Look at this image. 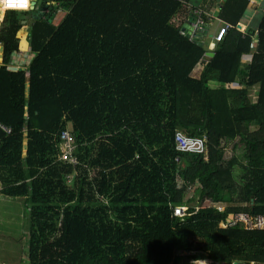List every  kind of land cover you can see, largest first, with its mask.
Here are the masks:
<instances>
[{
  "label": "trees",
  "instance_id": "obj_1",
  "mask_svg": "<svg viewBox=\"0 0 264 264\" xmlns=\"http://www.w3.org/2000/svg\"><path fill=\"white\" fill-rule=\"evenodd\" d=\"M56 1L68 9L34 21L19 70L22 13L0 20V195L30 204L27 263L264 264V228L220 225L264 217V11L241 30L250 0H222L228 30L192 77L206 48L181 28L207 0ZM62 130L77 165L59 159ZM176 130L204 133L206 153L175 151Z\"/></svg>",
  "mask_w": 264,
  "mask_h": 264
},
{
  "label": "rangeland",
  "instance_id": "obj_2",
  "mask_svg": "<svg viewBox=\"0 0 264 264\" xmlns=\"http://www.w3.org/2000/svg\"><path fill=\"white\" fill-rule=\"evenodd\" d=\"M22 11H14V13L18 14ZM2 13V12H1ZM5 13H2V18ZM22 14L26 15L28 18L31 14L29 11L22 12ZM63 15V14H62ZM1 16V14H0ZM62 19L61 14L57 15L56 21H54V25L56 26L60 20ZM212 21V29L216 26V22ZM241 30L244 28L239 27ZM214 34V31L212 32ZM213 36V35H212ZM211 36V37H212ZM211 37L206 38L205 48L207 49L208 43L211 41ZM1 52V51H0ZM32 56L26 62L31 59ZM200 68V67H199ZM199 69L195 68L192 71V75L197 76ZM213 86L212 83H210ZM219 85V83H218ZM253 92L250 91V97L252 98ZM97 142V140H95ZM99 143V142H98ZM98 145V144H96ZM224 145V154L225 157L230 156L233 153L241 154L242 148L237 144V140L227 141ZM115 170V168H112ZM96 171H90L88 180L93 179ZM178 181V178H177ZM69 181H67L68 184ZM179 183V182H178ZM192 192H189L187 196H191ZM191 205H196V201H198V196L192 197ZM209 200L198 201L197 208L199 207H207L209 206ZM30 204L25 200V198H8L0 196V264H28L27 263V250H28V241H29V228H30V220L28 214V208ZM199 206V207H198ZM227 223L230 225L231 215L228 216ZM243 223L242 221H239ZM238 223V222H237ZM249 224L250 221L247 220ZM225 226V224L223 225ZM193 264H214L208 260L204 261H194Z\"/></svg>",
  "mask_w": 264,
  "mask_h": 264
},
{
  "label": "built area",
  "instance_id": "obj_3",
  "mask_svg": "<svg viewBox=\"0 0 264 264\" xmlns=\"http://www.w3.org/2000/svg\"><path fill=\"white\" fill-rule=\"evenodd\" d=\"M3 0H0V5H2ZM59 2H53V5L58 6ZM25 7L23 9H14V8H4L2 6H0V11L2 13H5L7 11H28L30 9V0H25ZM196 14H198V16H200V12L195 11ZM199 20V18H198ZM199 22H202L199 20ZM228 30V25L227 24H222L219 29L215 32V34L212 36L213 38V43L211 44V47H214V43L220 42L222 41L224 35L226 34ZM253 44H250V47L252 48ZM23 56L20 53H16V57L15 55H11V58L9 60V63L7 64V67L10 70H19L20 67L22 66H26L28 62H26V60H28L30 58L29 55ZM0 61H1V56H0ZM23 67V68H24ZM222 85V84H221ZM223 87H229V88H239L240 86L237 83H229V84H223ZM0 126L8 133L9 129L5 128L4 126H2L0 124ZM59 138L61 140L59 149H60V155H59V159L69 162L72 165L77 164V159L73 156L74 154V146H73V141L74 138L73 136L70 134V132H68L67 130H62L60 132ZM174 149L175 151L178 152H189V153H195V154H204L207 151V137L206 135L203 133L201 136H189L185 133H183L180 130H176L174 132ZM185 207L182 206H174L173 207V216H183L184 215V211H185ZM247 220L250 221V223H247ZM239 221H242L246 227H251V228H259L262 229L264 228V217L262 216H257V217H252L249 218L247 216H239V215H234L231 217L230 225H233ZM226 225H229L226 222ZM229 225V226H230Z\"/></svg>",
  "mask_w": 264,
  "mask_h": 264
},
{
  "label": "crops",
  "instance_id": "obj_4",
  "mask_svg": "<svg viewBox=\"0 0 264 264\" xmlns=\"http://www.w3.org/2000/svg\"><path fill=\"white\" fill-rule=\"evenodd\" d=\"M54 1L55 2H58L56 0H46V4H48V7H47V10L45 11L46 13H50V15H52V17H50V22L53 23V24H54V21H56V19H57V15L58 14H61V16L63 17L64 14H65V12H66V10L68 9V7H66V8L64 6L61 7L60 5L62 3H60V2L58 4V6L53 5V2ZM209 1L210 0H207L206 1V4H203V11L201 10L202 8L199 9V10L202 11L199 14L200 16H198V14H196L195 12H193V13H195L193 15L197 16L200 21L205 22V23H207L209 25V28H207V30L204 32V34H202V37L199 38L200 41L203 42V45H202L203 47L205 46L206 38L211 37L213 35L212 32L214 31V33H215L219 29V27L222 25V21L217 18V13H218L217 7L219 8V4L221 3L222 0H215L214 7H213V4L211 2H209ZM42 2H43V0H37V4L36 5H39L40 6ZM202 2H203V0H197V2L194 3V4H196L195 7L198 8L202 4ZM63 5H65V3ZM263 11H264V0H250L249 6H248V8L246 10V13H245L244 17L239 22L240 27H243L244 26V29H246V28H248L250 26L252 28H255L256 27L255 25L258 22V20L260 18V15H261V13ZM22 12H27V11H22ZM29 12H30L31 15L28 18H26L27 16L24 15V14L21 15L20 23H21L22 27L20 28V30H19V32L17 34V38L19 39V46H18V51H16V52L13 53L15 55V57H16V53H20L21 55L26 56V57H28L27 55H29V56H32L33 55V54H31V53L28 52V46H29L28 38H29V29H30V26L34 23V21L36 19H33L32 18V11H29ZM0 14H1L0 20L2 21L4 17L1 19V17H2L1 11H0ZM202 15H205L207 17V19L210 20V21L209 22L204 21L202 19ZM4 16H5V14H4ZM188 17H189V15H188ZM211 19H213V21L216 22V26L213 29L211 28L212 27V22H211L212 20ZM44 20H46V19H44ZM1 21H0V23H1ZM256 33H257V30H255V32H254V38H253V41L251 42L253 44L252 48H254L255 42L257 41V39H256ZM22 39L26 43L25 49H21L20 48V43H21V40ZM211 39H212V37H211ZM208 49H211V45L209 47L207 46L206 51ZM0 56H1V54H0ZM250 58H251V55L243 56V58L241 60V62H242L241 63V67L242 68H246L247 67V65L250 62ZM202 65H203L202 63H199V64L196 65L195 68H198L199 69V71L197 73L198 75L195 76V75H192V73H191L192 77H198L200 75V73L202 71V68H203ZM251 91L253 92L252 100H254L255 99V92H256V90L255 89H252ZM0 196H2V195H0ZM3 197H5V196H3ZM217 208L219 210H222V206H218ZM230 215H231V217L234 216V215H239V216H247L249 218H252L251 216H249L248 213H245V212L232 213V214H229L228 216H230ZM228 216H227V218H228ZM227 218H226V222L228 221ZM226 222H225V226H223L224 223H222L220 225L222 227H226L227 226L226 225ZM235 224H241V225H243V227H246L244 223L238 222V223H235ZM235 224L230 225V226H234Z\"/></svg>",
  "mask_w": 264,
  "mask_h": 264
},
{
  "label": "water",
  "instance_id": "obj_5",
  "mask_svg": "<svg viewBox=\"0 0 264 264\" xmlns=\"http://www.w3.org/2000/svg\"><path fill=\"white\" fill-rule=\"evenodd\" d=\"M36 4H37V0H30V10L29 11H32V18L36 20H40L43 18L50 22V17H52V15H50V13L45 12L48 7V4H46V0H43L40 6ZM64 7L65 8L68 7V4L67 5L65 4ZM207 28H209V25L207 23L198 22L197 17L191 14L186 19L185 24L181 28V31H183L187 37H189V35L192 34L193 36L197 37V39H199L200 37H202V34H204ZM195 44L198 46H202L203 42L200 40H195ZM213 55H214V52L206 51L204 53V58L207 62H209L211 58L213 57ZM234 264H239V263L235 262Z\"/></svg>",
  "mask_w": 264,
  "mask_h": 264
},
{
  "label": "clouds",
  "instance_id": "obj_6",
  "mask_svg": "<svg viewBox=\"0 0 264 264\" xmlns=\"http://www.w3.org/2000/svg\"><path fill=\"white\" fill-rule=\"evenodd\" d=\"M0 6H2V7H4V8H14V9H23L26 5H25V0H3V3H2V5H0ZM30 10V9H29ZM28 10V11H29ZM12 11H15V10H12ZM197 17V16H196ZM186 21V20H185ZM197 21L199 22V20H198V17H197ZM238 27H240V24L238 25ZM244 29V28H243ZM242 29V30H243ZM215 34V33H214ZM213 34V35H214ZM225 36V35H224ZM189 37H192V38H194L195 40H200V39H197V37H195V36H193L192 34H190L189 35ZM201 38V37H200ZM213 43V38L211 39V41L208 43V47L211 45ZM218 43V42H217ZM215 44L216 43H214V47H215ZM214 47L212 48L211 47V49H208L207 51H212L213 52V49H214ZM207 61L205 60V58H204V55H203V59L202 60H200V62L199 63H202L203 65H204V63H206ZM198 63V64H199ZM202 65V66H203ZM233 83H236V82H233ZM238 84V83H237ZM219 85H221V84H219ZM218 84H215L214 83V86H219ZM77 163H78V161H77ZM75 165H77V164H75ZM70 181H71V179H70ZM182 207H184V206H182ZM186 208V207H185ZM186 210V209H185ZM184 213H185V211H184ZM184 216V215H183ZM183 216H175V217H183Z\"/></svg>",
  "mask_w": 264,
  "mask_h": 264
}]
</instances>
